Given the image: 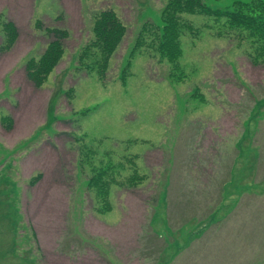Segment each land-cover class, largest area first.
Instances as JSON below:
<instances>
[{"label":"rangeland","instance_id":"rangeland-1","mask_svg":"<svg viewBox=\"0 0 264 264\" xmlns=\"http://www.w3.org/2000/svg\"><path fill=\"white\" fill-rule=\"evenodd\" d=\"M168 1L0 0V264H264V63L223 18L181 13L192 29L179 35L180 56L142 49L126 69ZM236 1L250 0H203L212 10ZM106 8L127 31L100 81L79 52ZM36 19L69 31L40 87L25 71L50 40ZM4 21L18 29L9 47ZM94 164L110 184L100 195ZM217 187L230 194L227 222L192 260L193 222ZM181 215L172 238L166 227Z\"/></svg>","mask_w":264,"mask_h":264},{"label":"trees","instance_id":"trees-1","mask_svg":"<svg viewBox=\"0 0 264 264\" xmlns=\"http://www.w3.org/2000/svg\"><path fill=\"white\" fill-rule=\"evenodd\" d=\"M181 13L208 14L217 19L223 18L228 31L238 30L236 38L239 41H247L249 49H246V54L250 61L255 65L264 63V0L236 1L230 10H212L203 0H169L162 10L159 23L143 24L137 34V41L133 48L129 49L125 63L126 69L130 66L133 55L142 49L159 52L170 61L180 56L179 35L184 29H192L191 23L181 19ZM34 27L50 36L42 53L37 57H29L25 61L27 78L34 86L40 87L61 59L64 52V40L69 37V31L66 28L44 26L40 19L35 20ZM2 30L7 36V46H12L18 37L17 26L11 21H4ZM126 31L125 23L114 9L106 8L98 11L92 22L93 35L79 52V61H83L84 65L82 67L88 73L94 72L100 81L105 80L110 58L123 40ZM145 33H151V35L147 38L143 37ZM121 77L124 81L125 72ZM85 165L90 166L88 162H84L80 168L82 169ZM91 167L97 172L93 173L89 183L100 195L99 192L107 191L110 185L109 181H104L100 177L105 166L94 164ZM39 177H34L32 182Z\"/></svg>","mask_w":264,"mask_h":264},{"label":"crops","instance_id":"crops-1","mask_svg":"<svg viewBox=\"0 0 264 264\" xmlns=\"http://www.w3.org/2000/svg\"><path fill=\"white\" fill-rule=\"evenodd\" d=\"M221 187H217L214 190V195L217 196V199H214L213 204L210 206L209 204V200H208V204L206 201V205L204 206V208L202 209H198L201 210L199 211L198 217L197 219L193 222L195 227H197L196 229L198 230L197 233H195L194 237H196L197 235H201L200 238H194L193 241L191 242V244L188 245V247L186 248V257L188 256H192V260L194 258H196L195 256L202 253L206 248L209 247L211 239L209 238L208 241L206 240V234L208 233L209 229L212 230L214 227H216L217 225H221L222 223H226L227 221L225 220L224 214L223 212L225 210L228 209V205L225 204V199L228 198V196H230V194L228 195V191L225 190V193H220ZM217 191V192H216ZM216 192V193H215ZM187 196V195H186ZM188 198H190V196H187ZM214 197V196H212ZM211 202V200H210ZM178 205L180 203V201L176 202ZM174 204V203H173ZM184 208H188L191 209L193 208V219L197 216V209L196 205L194 203H190L188 205H184L182 206ZM175 209L179 210L180 212H183L184 209L181 208H176V207H168V212L167 215L170 216L169 213L173 214L175 212ZM176 213V212H175ZM187 215V214H185ZM184 215L179 216V218H175L174 223L172 224L171 222V227L173 228L172 231H170V228H167V231H169V233L167 235H171L172 234V238L175 237V235L177 234V230H180L184 223H182V217ZM208 222L209 225H205ZM189 223V221L187 222ZM170 224V221H169ZM200 226H206V230H203ZM173 230H175V232H173ZM171 232V233H170ZM201 232V233H200ZM175 240V239H174ZM173 240V241H174ZM178 240H175V246H177Z\"/></svg>","mask_w":264,"mask_h":264}]
</instances>
